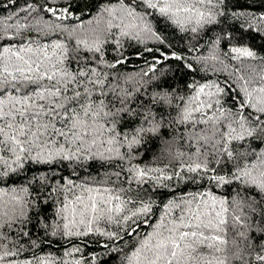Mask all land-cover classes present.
Here are the masks:
<instances>
[{"label":"snow or ice","instance_id":"obj_1","mask_svg":"<svg viewBox=\"0 0 264 264\" xmlns=\"http://www.w3.org/2000/svg\"><path fill=\"white\" fill-rule=\"evenodd\" d=\"M0 12V264H264V0Z\"/></svg>","mask_w":264,"mask_h":264},{"label":"trees","instance_id":"obj_2","mask_svg":"<svg viewBox=\"0 0 264 264\" xmlns=\"http://www.w3.org/2000/svg\"><path fill=\"white\" fill-rule=\"evenodd\" d=\"M0 14H3L2 12H0Z\"/></svg>","mask_w":264,"mask_h":264}]
</instances>
